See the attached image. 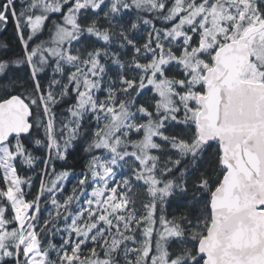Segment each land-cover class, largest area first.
Segmentation results:
<instances>
[{
  "label": "snow or ice",
  "instance_id": "1",
  "mask_svg": "<svg viewBox=\"0 0 264 264\" xmlns=\"http://www.w3.org/2000/svg\"><path fill=\"white\" fill-rule=\"evenodd\" d=\"M9 26L0 264H264V0H0Z\"/></svg>",
  "mask_w": 264,
  "mask_h": 264
},
{
  "label": "trees",
  "instance_id": "2",
  "mask_svg": "<svg viewBox=\"0 0 264 264\" xmlns=\"http://www.w3.org/2000/svg\"><path fill=\"white\" fill-rule=\"evenodd\" d=\"M0 43H9L12 45L13 49L15 48V37L11 28H9L7 32L0 35ZM176 207L177 205L173 203V205L169 208V211H175Z\"/></svg>",
  "mask_w": 264,
  "mask_h": 264
},
{
  "label": "flooded vegetation",
  "instance_id": "3",
  "mask_svg": "<svg viewBox=\"0 0 264 264\" xmlns=\"http://www.w3.org/2000/svg\"><path fill=\"white\" fill-rule=\"evenodd\" d=\"M9 28H11V26H9ZM9 28H8V29H9Z\"/></svg>",
  "mask_w": 264,
  "mask_h": 264
}]
</instances>
